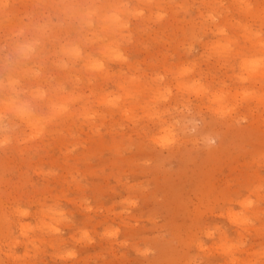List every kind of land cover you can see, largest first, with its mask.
Masks as SVG:
<instances>
[{
	"label": "rangeland",
	"instance_id": "374dc122",
	"mask_svg": "<svg viewBox=\"0 0 264 264\" xmlns=\"http://www.w3.org/2000/svg\"><path fill=\"white\" fill-rule=\"evenodd\" d=\"M118 11L121 65L93 40ZM258 37L264 0H0V264H264Z\"/></svg>",
	"mask_w": 264,
	"mask_h": 264
},
{
	"label": "bare ground",
	"instance_id": "6f19581e",
	"mask_svg": "<svg viewBox=\"0 0 264 264\" xmlns=\"http://www.w3.org/2000/svg\"><path fill=\"white\" fill-rule=\"evenodd\" d=\"M99 9H104L106 8V5L100 6V7H96ZM122 17V13L120 11L116 12L112 17L106 19V20H100L99 24H100V28L102 29L100 32L95 33L93 35V40H96L98 42V48H95L96 50H102L103 49V53H104V57H107L108 54H112L111 60L116 61L118 63H120V65L122 64L121 61L123 60V55L121 54V49L119 48V45L115 42L111 43L109 46H106V43L111 40L114 36L113 32H118L121 36L123 37V33L126 30V24L124 23L121 19ZM96 23V12H91L89 13L88 17H87V21L86 24L89 26V28L93 27ZM217 28V26H214V30ZM93 29V28H92ZM250 39V38H248ZM250 42L252 43V40L250 39ZM92 45H94V42L92 43ZM251 49H254L256 52L259 53H263L264 55V40L260 39L259 37L257 38V41L250 45ZM213 52V50H211ZM82 49L78 48L76 50H74V57L76 60H80V62L82 61ZM235 56H240L239 53H237ZM244 56V55H242ZM241 56V57H242ZM85 62V61H83ZM85 68H89L91 73H92V78L97 79V78H103L105 76L109 75L110 72V67L107 66L105 68V64L104 63H100V64H96V65H88L87 62H85L84 65ZM110 69L109 71H106L107 69ZM240 73L242 74L240 77H237L236 79L243 82V83H251V82H256V83H264V63H254L251 64L249 63V60H244L243 62H241L240 65ZM106 71V72H105ZM255 83V84H256ZM117 84V83H116ZM122 82H118V86L121 87L122 86ZM128 89V88H125ZM123 89V90H125ZM179 92L183 93L185 91H187L188 93L194 89V84L189 85V86H185L184 84H180L179 85ZM126 93V92H125ZM159 94V93H158ZM132 94L130 92L126 93L125 96L127 98H129ZM201 95V94H199ZM155 96H157V93L155 94ZM240 94H236L235 98L239 97ZM232 95L231 94H226L223 96H220L218 98H216L214 96L213 98V102L216 103V105L218 106V108L215 110L218 115H224L227 116L230 114V112H228L229 109L225 108V104L231 99ZM132 98V97H131ZM130 99V98H129ZM126 100V99H125ZM128 100V99H127ZM116 101V100H115ZM156 101H158V99H156ZM218 101L222 102L223 104H218ZM130 102V101H129ZM203 101H200V104L196 107V110H199L201 105H202ZM258 104H264V101L262 99H258ZM99 105H113V101L109 102L108 98L103 97L99 102ZM90 114V110L88 108L85 109L84 115H89ZM164 112L162 111H158L154 113V117L156 123L155 126L158 127V124L162 121V116H163ZM71 115H73V113H71ZM17 117H19L21 119V121L30 128H39L40 127V121L34 122V116L31 115H27V112H21V115H16ZM198 119L197 114L195 113H187L184 116V120H185V124L187 126H189V124H192V128L196 129L195 123ZM19 121V120H18ZM206 124V121L205 123ZM209 123H207L208 125ZM211 125V124H209ZM165 130L164 133H168L169 132V127L167 124L164 125ZM9 128L8 125H3L0 126V132L6 131ZM229 213V212H228ZM238 215L234 216L235 221L237 223H241L242 226L243 225H248L249 222V218L247 217V214H245L244 218H242L241 216L239 218H237ZM231 217V215L229 216ZM26 237V236H24Z\"/></svg>",
	"mask_w": 264,
	"mask_h": 264
}]
</instances>
